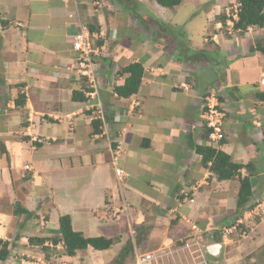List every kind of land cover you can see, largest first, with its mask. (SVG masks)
<instances>
[{"label":"crops","instance_id":"1","mask_svg":"<svg viewBox=\"0 0 264 264\" xmlns=\"http://www.w3.org/2000/svg\"><path fill=\"white\" fill-rule=\"evenodd\" d=\"M100 1L0 0V238L10 248L0 264L44 254L27 238H46L43 245L51 247L48 238L65 214L85 237L117 240L72 256L61 254L58 242L51 254L64 264H108L128 241L133 254L124 264H136L138 253L153 255L141 264H241L244 238L251 237L249 249L259 244L255 228L249 225L251 233L239 240L231 236L237 231L221 235L238 217L239 180L218 179L203 163L197 147L206 145L207 131L199 112L203 96L214 92L227 113L217 150L251 163L240 175L251 174L250 203L264 205V100L254 96L264 91V53H249L255 41L264 45V28L238 34L223 26L216 16L235 0H182L173 7ZM189 3L194 18L187 28H169L185 22L179 9ZM81 28L102 47L96 88L72 68L73 35ZM134 62L144 68L140 86L119 97L113 87L128 74L118 71ZM74 91L85 100L75 101ZM118 142L120 180L112 154ZM16 203L31 214L14 213ZM216 242L217 255L209 248Z\"/></svg>","mask_w":264,"mask_h":264},{"label":"trees","instance_id":"2","mask_svg":"<svg viewBox=\"0 0 264 264\" xmlns=\"http://www.w3.org/2000/svg\"><path fill=\"white\" fill-rule=\"evenodd\" d=\"M158 4L165 7H173L179 5L182 0H155ZM239 7L237 10V19L233 21L232 30L236 31L238 34H243L248 27L256 26L260 28H264V0H238ZM216 19L222 23L224 26L226 15L224 12L219 13L216 16ZM254 51H260L264 53V45L259 41H255L253 45L249 48V53H253ZM119 73H127V77L124 79V83L119 86H114L113 91L119 97H129L130 95L137 92L142 76L144 74L143 66L138 63H130L125 67H122ZM254 96L258 100H264V91L257 90L254 93ZM21 97L24 98L23 95L19 94L16 99V104H23L24 100H21ZM72 98L75 101H83L85 98L81 95V93L74 91ZM21 100V101H20ZM25 119V117L23 116ZM95 123V121H94ZM25 124V121H22V125ZM263 140H264V128H263ZM207 132L204 133V137H206ZM225 140V136L223 142ZM198 152L202 154L203 163L207 165V162H210L209 168L213 172L216 173L218 179H230L237 177L239 180V189L236 197V206L235 213L239 217L242 212L248 207L251 208V204L249 202L251 200L253 191L252 185L250 182V173H247L244 176L240 175V169L245 168L250 171L251 163L242 164L236 163L232 161V158L229 154L216 150L209 146H201L197 147ZM0 151L4 152V147H0ZM14 213H24L26 215H30V211L22 207L19 203L15 204ZM236 217V218H238ZM58 234L48 238L51 241V247L44 246V242L46 238L30 236L27 238L30 244H39L42 247V250L45 252V257H49L51 253H53V246H55L58 242H62L63 249L60 251L61 254L72 256L75 254L77 249H85L88 246H91L95 249H105L112 245L117 237H103V236H95V237H85L81 232L75 231L72 228L71 220L69 215H60L58 220ZM9 243L6 240L0 238V262L5 261L9 258ZM133 254V244L132 241H128L118 254L114 260L109 262L108 264H124V257ZM56 261H60L56 257Z\"/></svg>","mask_w":264,"mask_h":264},{"label":"built area","instance_id":"3","mask_svg":"<svg viewBox=\"0 0 264 264\" xmlns=\"http://www.w3.org/2000/svg\"><path fill=\"white\" fill-rule=\"evenodd\" d=\"M227 14L232 16L233 18H236V9H234L233 12L230 13V11H227ZM229 23H231L230 20H228ZM73 43L72 47L75 51H77V56L75 58L76 60V66H72V68L75 69V71L81 75L86 76L88 79V83L92 88H96V82H95V66H96V60L95 57H97L99 50L97 47L93 46V42L90 38V34L87 32V30L81 28L79 31H77L73 35ZM71 68V69H72ZM69 67H67V70L69 71ZM93 94V93H91ZM96 107L100 114L103 113V107L101 105L100 101L96 102ZM226 117V109L224 106L219 102L216 94L214 92L208 93L201 105H200V118L201 123L206 126L208 129V136L206 140V145L211 147H219L220 142L224 138V133L222 130L223 122ZM122 150L120 147V142L117 143L116 149L112 152L113 154V161L115 166V171L117 174L118 179H121L123 176L122 170H120L117 166V160L121 154ZM26 168H30V165H26ZM182 194L184 195V199L193 202V198L188 197L186 191H183ZM257 206L258 204L251 210L245 212L243 218H239L236 223L230 227L224 228L223 237H228V235L236 230L238 226L243 224L246 220L249 219L248 216H252L254 214H257ZM247 214H249L247 216ZM245 231L242 229V233ZM152 258L150 253H142L138 254L136 257V264H141L145 262L146 260H150ZM20 264H64L63 262L56 261V256L54 254L50 255L48 258L45 257L43 254H38L35 256H31L30 258H20Z\"/></svg>","mask_w":264,"mask_h":264},{"label":"rangeland","instance_id":"4","mask_svg":"<svg viewBox=\"0 0 264 264\" xmlns=\"http://www.w3.org/2000/svg\"><path fill=\"white\" fill-rule=\"evenodd\" d=\"M191 7H192V4L189 3V4H185L184 6H182L179 11H181L180 15L182 16H185V22H183V18L180 19L179 21H177V26H173L174 23H170V26L169 28H177V29H186L188 24H190L191 22V18H194V17H191ZM190 12V14H188ZM194 11H192L193 13ZM183 22V23H182ZM181 31H186V30H181ZM188 32H186V35L187 36ZM187 39V37H186ZM192 39H195L196 40H200L199 37L197 38V33H194V37ZM264 40V37L262 38ZM186 41V40H185ZM259 41L260 43H262L260 40H257ZM264 43V41H263ZM176 56H179V55H176ZM235 213V211H234ZM249 214H247L248 216ZM260 215H264L262 212L260 213ZM260 215H254V216H248L250 217L249 218V221L248 224L252 225L251 227L252 228H255V230L252 232L253 236L252 238L254 240H257V242L259 244H257L256 246H250V249H249V245L247 244V240H250L251 237H246L244 239H246V242L244 243L245 246H246V250L244 249L245 251V255H244V258H243V261L241 262V264H264V224H259L258 222L260 221ZM235 218V217H234ZM259 224V225H258ZM258 225V226H257ZM249 232L251 233V230L249 229V227L247 228L246 230V233H245V236H247L249 234ZM239 234V235H238ZM232 237H234L236 240H239V239H243V236L241 234L240 231H237L235 233H232L231 234ZM263 241V242H262ZM262 242V244H260ZM250 250V251H248ZM29 255H32V254H29ZM22 257H26V254L24 255H21ZM118 257V255H116L114 257V259Z\"/></svg>","mask_w":264,"mask_h":264},{"label":"clouds","instance_id":"5","mask_svg":"<svg viewBox=\"0 0 264 264\" xmlns=\"http://www.w3.org/2000/svg\"><path fill=\"white\" fill-rule=\"evenodd\" d=\"M95 4L97 5V6H101V5H103V3H101V1L100 0H95ZM238 7H239V2H238V0H235V2L234 3H232L229 7H226V9L224 10V11H222V12H224L225 13V15H226V19H225V24L227 23V25L232 29V24H233V21L234 20H236L237 19V10H238ZM234 9H236V18H233L232 16H230V15H228L227 14V11L229 10L230 11V13L231 12H233L234 11ZM228 20H230L231 21V23H229L228 22ZM220 22V21H219ZM222 24V23H221ZM224 24V25H225ZM249 28V27H248ZM232 31H234V30H232ZM89 33V32H88ZM90 34V33H89ZM90 38H91V40H92V42H93V46L94 47H97V45L95 44V41H94V39L92 38V36L90 35ZM73 48V47H72ZM98 48V50H99V53L97 54L98 56H101V50H102V47H97ZM97 56V57H98ZM97 57H95V60H96V63H97ZM208 93H211V91H208L204 96H203V99H204V97L208 94ZM218 98V97H217ZM203 99H202V101H203ZM202 103V102H201ZM201 105V104H200ZM200 113V112H199ZM226 115H227V113H226ZM200 116V115H199ZM201 119V118H200ZM224 123V122H223ZM203 125V124H202ZM203 127L206 129V131H207V135H206V140H207V136H208V129L206 128V126H204L203 125ZM222 130H223V126H222ZM223 133H224V131H223ZM225 136V135H224ZM224 139V138H223ZM206 140H205V144H206ZM222 143H223V140L221 141ZM220 142V144H222ZM204 146H207V145H204ZM209 147H211V146H209ZM212 148H214V149H216L217 150V147L215 148V147H212ZM119 168V167H118ZM116 172V171H115ZM116 176H117V174H116ZM124 176V175H123ZM122 176V177H123ZM118 178V177H117ZM120 180V179H119ZM187 193V196L188 197H190L189 196V194H188V192H186ZM183 195V194H182ZM184 196V195H183ZM191 198H193V197H191ZM185 200V199H184ZM185 201H187V200H185ZM187 202H189V201H187ZM193 202H194V198H193ZM261 202L262 201H254V202H252V203H250L249 202V205L251 204L252 206H251V208H246L243 212H242V214L238 217V218H236L235 219V221L230 225V226H232V225H234L235 223H236V221L239 219V218H243L244 217V214H245V212H247V211H249V210H251V209H253L257 204H258V206H257V214L258 215H260V213L262 212L263 214H264V205H262L261 204ZM189 203H192V202H189ZM257 214H254V215H257ZM254 215H252V216H254ZM250 218V217H249ZM248 222H250L249 221V219L248 220H246L243 224H241L240 226H238L237 228H236V230H234V231H232V232H235V231H240L241 232V234L242 235H245V233H246V230H247V228L248 227H250L249 225L250 224H248ZM230 226H228V227H230ZM225 228H227V227H225ZM242 229L245 231L244 233H242ZM223 232H224V229H222V232H221V235H223ZM231 232V233H232ZM230 233V234H231ZM216 243H218V242H216ZM220 243V242H219ZM138 253V252H137ZM41 254H43V253H41ZM139 254V253H138ZM140 254H142V253H140ZM144 254V253H143ZM151 254V256L153 257V255H152V253H150ZM35 255H38V254H35ZM35 255H26V257H22V256H19L20 258H30L31 256H35ZM43 255H45V253L43 254ZM50 255H52V254H50ZM135 256L137 257V254H135ZM20 258L18 259V264H20ZM147 261H149V260H147ZM60 262H63V261H60Z\"/></svg>","mask_w":264,"mask_h":264},{"label":"water","instance_id":"6","mask_svg":"<svg viewBox=\"0 0 264 264\" xmlns=\"http://www.w3.org/2000/svg\"><path fill=\"white\" fill-rule=\"evenodd\" d=\"M210 248V252H212L213 254L217 255L220 251L221 248V243H213L212 245L209 246Z\"/></svg>","mask_w":264,"mask_h":264}]
</instances>
